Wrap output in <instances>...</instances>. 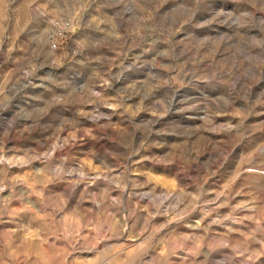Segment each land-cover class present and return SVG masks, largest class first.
<instances>
[{"label":"rangeland","instance_id":"374dc122","mask_svg":"<svg viewBox=\"0 0 264 264\" xmlns=\"http://www.w3.org/2000/svg\"><path fill=\"white\" fill-rule=\"evenodd\" d=\"M0 264H264V0H0Z\"/></svg>","mask_w":264,"mask_h":264}]
</instances>
